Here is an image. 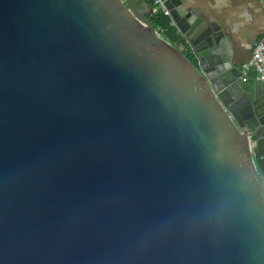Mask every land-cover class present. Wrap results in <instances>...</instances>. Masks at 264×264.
I'll use <instances>...</instances> for the list:
<instances>
[{"label": "water", "instance_id": "1", "mask_svg": "<svg viewBox=\"0 0 264 264\" xmlns=\"http://www.w3.org/2000/svg\"><path fill=\"white\" fill-rule=\"evenodd\" d=\"M159 1L0 0V264H264V79Z\"/></svg>", "mask_w": 264, "mask_h": 264}, {"label": "crops", "instance_id": "2", "mask_svg": "<svg viewBox=\"0 0 264 264\" xmlns=\"http://www.w3.org/2000/svg\"><path fill=\"white\" fill-rule=\"evenodd\" d=\"M183 1L202 18L214 25L220 24L230 33L239 65L250 59L254 43L264 29V0Z\"/></svg>", "mask_w": 264, "mask_h": 264}, {"label": "built area", "instance_id": "3", "mask_svg": "<svg viewBox=\"0 0 264 264\" xmlns=\"http://www.w3.org/2000/svg\"><path fill=\"white\" fill-rule=\"evenodd\" d=\"M161 10L167 14L159 0H152L151 11ZM242 79H264V29L256 39L250 59L241 66Z\"/></svg>", "mask_w": 264, "mask_h": 264}, {"label": "trees", "instance_id": "4", "mask_svg": "<svg viewBox=\"0 0 264 264\" xmlns=\"http://www.w3.org/2000/svg\"><path fill=\"white\" fill-rule=\"evenodd\" d=\"M148 19L153 27L160 32V34L183 52L187 57H191V52L187 42L182 38L176 28L171 24L169 16L161 10L155 12L151 11L148 14Z\"/></svg>", "mask_w": 264, "mask_h": 264}, {"label": "flooded vegetation", "instance_id": "5", "mask_svg": "<svg viewBox=\"0 0 264 264\" xmlns=\"http://www.w3.org/2000/svg\"><path fill=\"white\" fill-rule=\"evenodd\" d=\"M150 3H152V0H149Z\"/></svg>", "mask_w": 264, "mask_h": 264}]
</instances>
